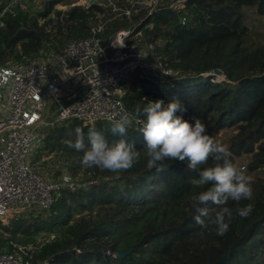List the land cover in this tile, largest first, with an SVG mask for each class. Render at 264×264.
<instances>
[{
    "label": "trees",
    "instance_id": "obj_1",
    "mask_svg": "<svg viewBox=\"0 0 264 264\" xmlns=\"http://www.w3.org/2000/svg\"><path fill=\"white\" fill-rule=\"evenodd\" d=\"M6 1L0 0V9ZM77 1L45 0L44 15L25 11L4 17L0 66L12 55L20 61L58 53L66 43L89 37L98 24H104V40L133 27L178 76L155 82L138 70L124 97L127 109L134 111L138 102L179 99L187 109L184 119L199 118L211 137L229 130L224 142L232 162L249 156L242 169L252 179L253 196L225 205L232 219L224 235H217L211 224L202 229L194 219L196 208L215 206L193 203L191 197L209 186L198 188L191 181L212 166L211 159L195 171L187 168V161L174 160L164 162L165 171L150 169L142 125L133 122L124 138L141 155L132 168L113 173L87 167L81 163L83 153L65 142L75 141L77 127L87 133L91 126L73 120L50 130L45 148L65 153L72 159L74 175L83 167L97 183L64 191L45 217L0 223V247L9 241L29 244L40 233H55L32 264H217L223 258L222 264H264V0H166L151 14L140 8L130 18L118 15L117 9L135 0H104L105 7L95 4L89 10L72 6ZM61 4L70 8L57 10ZM214 70H221L223 79L218 80ZM94 125L110 144L120 139L108 131L110 124ZM248 204L253 210L241 218L236 209Z\"/></svg>",
    "mask_w": 264,
    "mask_h": 264
},
{
    "label": "built area",
    "instance_id": "obj_2",
    "mask_svg": "<svg viewBox=\"0 0 264 264\" xmlns=\"http://www.w3.org/2000/svg\"><path fill=\"white\" fill-rule=\"evenodd\" d=\"M36 1L7 0L0 9V27L4 17L29 11ZM146 2L131 1L117 9L118 15L130 18L143 7L151 14L160 0ZM95 4L98 0H79L72 6L89 10ZM104 28V24L93 26L89 37L66 43L58 53L20 61L8 58L0 66V223L8 225L21 216L45 217L64 191L96 183L80 185L65 162L54 165L53 152L44 141L50 130L73 120L84 127L109 124L127 109L124 97L138 70L154 81L178 76L133 27L106 40L100 37ZM39 152L51 153L42 159L52 160V174L36 160ZM40 234L29 244L9 241L0 247V264H32L39 248L56 237Z\"/></svg>",
    "mask_w": 264,
    "mask_h": 264
},
{
    "label": "clouds",
    "instance_id": "obj_3",
    "mask_svg": "<svg viewBox=\"0 0 264 264\" xmlns=\"http://www.w3.org/2000/svg\"><path fill=\"white\" fill-rule=\"evenodd\" d=\"M186 111L179 99H173L167 104L163 100L147 101L143 105L138 102L134 111L125 109L116 114L118 118L109 120L108 131L120 137L115 142L110 144L104 132L92 125L88 127L87 133L77 127L75 141L65 143L70 149L83 153L81 163L84 166L113 173L126 171L132 168L141 155L135 144L124 138L136 120L142 125L140 133L148 168L162 172L166 170L164 162L174 160L181 163L187 161V168L195 171L211 159L212 166L201 170L199 178L191 181L198 188L206 185L209 187L191 199L195 205L211 203L215 206L197 207L199 214L194 219L202 229L214 225L216 234L222 236L228 231L232 219V211L225 205L229 200H251L252 179L232 162L228 147L207 134L206 126L199 118H194V122L184 119ZM252 210V205L248 204L237 208L236 212L241 218H247Z\"/></svg>",
    "mask_w": 264,
    "mask_h": 264
},
{
    "label": "rangeland",
    "instance_id": "obj_4",
    "mask_svg": "<svg viewBox=\"0 0 264 264\" xmlns=\"http://www.w3.org/2000/svg\"><path fill=\"white\" fill-rule=\"evenodd\" d=\"M44 1L45 0H37L36 3L34 4V7L31 8L29 10V12L31 14H37V13L40 14V13H42L44 11V8H45ZM98 2H99L100 6H104V0H98ZM145 2H146V0H145ZM164 3H166V0H160L159 4L155 7V10L158 9L161 5H164ZM69 8H70V5H66V4H61V5H58L56 7L57 10L62 11V12H66ZM143 8H145V7H143ZM11 58L13 59V55L11 56ZM216 77H217L218 80L223 79V76H216ZM158 81L155 80V82H158ZM229 132H230L229 130H227V131L221 130L219 133L214 135V139L216 141H218L219 143H221L223 145H226V143L224 141H225V139H227L229 137V135H230ZM50 154L51 153L39 152V154L37 155V158H36V160L38 162H40V164H42L41 166L44 169L43 171L47 172L48 174H52L51 171L54 172L55 168L53 166H50V164H49L50 161H52V160L43 161L42 157L48 156ZM52 156H53L52 159L55 162L54 165H56L57 162H65L67 164V166L69 167L70 171L72 172V168L71 167H73L74 164L72 163V159L68 158V156L65 153L63 154L61 151H58V153L57 152H53ZM248 159H249V156L245 155L241 159H239L236 162L235 165L238 168H242V166L247 165ZM50 167H51V170H50ZM74 173H75L74 177L76 178L77 182L80 185L86 184L87 182H93V181L96 182V180H93L90 176H87L86 174H84L85 172H84V168L83 167L80 168L79 170L75 171ZM245 174L247 175L246 172H245ZM86 187H89V186H85V188ZM19 218L27 219L29 217L21 216ZM39 235H41V234H39ZM6 237H9V234H6ZM39 239H41V237H39ZM2 246H7V245H2Z\"/></svg>",
    "mask_w": 264,
    "mask_h": 264
},
{
    "label": "water",
    "instance_id": "obj_5",
    "mask_svg": "<svg viewBox=\"0 0 264 264\" xmlns=\"http://www.w3.org/2000/svg\"><path fill=\"white\" fill-rule=\"evenodd\" d=\"M47 10H48V4H46V6H45V9H44V11L42 12V13H40V14H45L46 12H47ZM10 46V45H9ZM213 75H215V76H223V72L221 71V70H214L213 71ZM132 251V249H130L128 252H123V253H119V254H117V257H121V256H124V255H126L127 253H129V252H131ZM224 260H225V258H223L220 262H218L217 264H222L223 262H224Z\"/></svg>",
    "mask_w": 264,
    "mask_h": 264
}]
</instances>
